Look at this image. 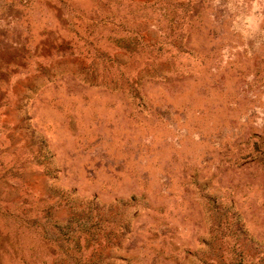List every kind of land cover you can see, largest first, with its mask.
Returning a JSON list of instances; mask_svg holds the SVG:
<instances>
[{
	"label": "rangeland",
	"instance_id": "rangeland-1",
	"mask_svg": "<svg viewBox=\"0 0 264 264\" xmlns=\"http://www.w3.org/2000/svg\"><path fill=\"white\" fill-rule=\"evenodd\" d=\"M0 264H264V0H0Z\"/></svg>",
	"mask_w": 264,
	"mask_h": 264
}]
</instances>
